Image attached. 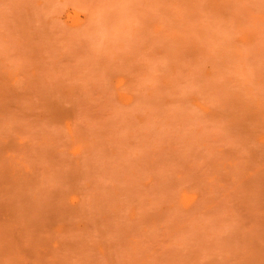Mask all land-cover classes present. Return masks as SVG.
I'll return each mask as SVG.
<instances>
[{
	"label": "rangeland",
	"instance_id": "rangeland-1",
	"mask_svg": "<svg viewBox=\"0 0 264 264\" xmlns=\"http://www.w3.org/2000/svg\"><path fill=\"white\" fill-rule=\"evenodd\" d=\"M0 264H264V0H0Z\"/></svg>",
	"mask_w": 264,
	"mask_h": 264
}]
</instances>
